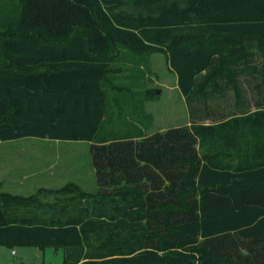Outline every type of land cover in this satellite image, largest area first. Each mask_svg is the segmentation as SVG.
Here are the masks:
<instances>
[{
	"label": "trees",
	"instance_id": "1",
	"mask_svg": "<svg viewBox=\"0 0 264 264\" xmlns=\"http://www.w3.org/2000/svg\"><path fill=\"white\" fill-rule=\"evenodd\" d=\"M144 40L169 52L192 123L107 132L113 80L150 69ZM126 91L117 105L137 111L145 92ZM28 136L90 142L97 189L0 191V245L264 264V0H0V142Z\"/></svg>",
	"mask_w": 264,
	"mask_h": 264
},
{
	"label": "rangeland",
	"instance_id": "2",
	"mask_svg": "<svg viewBox=\"0 0 264 264\" xmlns=\"http://www.w3.org/2000/svg\"><path fill=\"white\" fill-rule=\"evenodd\" d=\"M144 44L149 51L150 69L142 80L135 81L131 76H126V73H118L113 80V84L119 86L118 89L122 91L110 89L109 96L114 105L112 110L115 120L114 125H107V132H136L142 129L151 134L192 123L188 101L179 88L178 75L171 66L169 52L152 46L147 40H144ZM126 90L145 92L146 98L141 103L139 98L130 99L140 105L138 110L136 108L137 111L128 106L123 108L117 105L115 97L122 95V92L124 94ZM228 94L229 96L217 100L216 106L211 108L220 112L226 106L227 99L234 103L235 97L231 92ZM248 94L250 96V91ZM254 106L252 103L251 108ZM201 111L203 117L209 112L205 108ZM199 120L209 121L200 117ZM64 176L68 177V182H75L86 190L97 189L89 143L50 141L34 136L0 142V191L28 196L36 193L41 187L52 188L47 187L48 184L64 186L66 183L59 178ZM65 254L64 247L0 245V264H65Z\"/></svg>",
	"mask_w": 264,
	"mask_h": 264
},
{
	"label": "crops",
	"instance_id": "3",
	"mask_svg": "<svg viewBox=\"0 0 264 264\" xmlns=\"http://www.w3.org/2000/svg\"><path fill=\"white\" fill-rule=\"evenodd\" d=\"M43 139H46V140H50V141H70V140H53V139H49V138H43ZM15 140H18V139H15ZM2 142V141H1ZM87 142V141H86ZM87 143H89L90 144V142H87ZM91 159H92V157H91ZM93 169H94V173H95V168L93 167ZM95 176H96V174H95ZM60 178V180H62V181H64L66 184H68L69 182H68V177L66 178L65 176L64 177H59ZM47 179H49V180H51L52 178H47ZM63 179H65V180H63ZM72 182V181H71ZM48 183H50V182H48ZM17 184V183H16ZM16 184H14V185H16ZM65 184V185H66ZM52 187V188H59V187H56V186H52V185H50V184H48L47 185V187ZM59 186V185H58ZM42 188V187H41ZM43 188H46V186H44ZM6 192H9V191H6ZM10 193H13V192H10ZM13 194H20V195H23V194H21V193H17V192H14Z\"/></svg>",
	"mask_w": 264,
	"mask_h": 264
}]
</instances>
